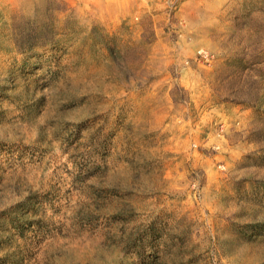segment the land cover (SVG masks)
<instances>
[{
    "label": "rangeland",
    "instance_id": "rangeland-1",
    "mask_svg": "<svg viewBox=\"0 0 264 264\" xmlns=\"http://www.w3.org/2000/svg\"><path fill=\"white\" fill-rule=\"evenodd\" d=\"M0 264H264V0H0Z\"/></svg>",
    "mask_w": 264,
    "mask_h": 264
}]
</instances>
